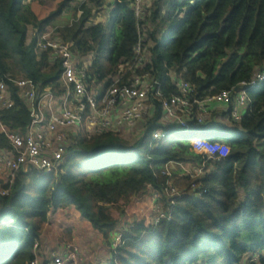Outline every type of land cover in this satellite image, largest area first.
I'll return each instance as SVG.
<instances>
[{
  "label": "trees",
  "instance_id": "trees-1",
  "mask_svg": "<svg viewBox=\"0 0 264 264\" xmlns=\"http://www.w3.org/2000/svg\"><path fill=\"white\" fill-rule=\"evenodd\" d=\"M74 1L0 0V74L60 91L61 65L51 64L48 52L38 61L28 42L31 29H54L57 39L74 41L81 55L95 51L91 73L101 79L135 57L139 34L129 0L115 1L106 25L91 26H86L89 8L73 22L75 9L64 17ZM143 25L147 69L163 81L167 94L177 93L173 78L195 85L204 98L264 70V0H154ZM15 96L16 106L0 115L11 129L24 131L30 110L17 90ZM249 97L251 110L230 124L224 122L226 109L212 104L209 129L228 125L235 136L206 134L207 128L203 136L227 145L230 153L208 161L212 169L200 180L207 192L200 197L191 192L193 180L177 178L181 169H173L185 195L174 204L164 198L171 219L157 225L149 215L130 228L121 221L148 184L165 186L168 163L202 164L192 135L170 132L152 140L149 128L131 138L117 132L74 137L57 170L22 173L11 194L0 195V264H30L39 239L73 241V229L57 217L66 211L87 220L110 244L109 264H240L248 252L264 264V82ZM7 146L0 133V149ZM121 227L124 242L114 249L111 241Z\"/></svg>",
  "mask_w": 264,
  "mask_h": 264
},
{
  "label": "built area",
  "instance_id": "built-area-1",
  "mask_svg": "<svg viewBox=\"0 0 264 264\" xmlns=\"http://www.w3.org/2000/svg\"><path fill=\"white\" fill-rule=\"evenodd\" d=\"M31 1L23 0V3ZM105 1L75 0L72 8L63 12V15L68 16L75 9L77 18H71L70 22H73L89 8L92 13L86 26L106 25L111 12L106 11L108 5ZM111 1L115 3L116 0ZM129 1L137 19L139 40L135 57L122 63L117 74L108 79L92 74L96 52L81 55L74 41L66 43L57 39L54 29L45 32L31 29L28 42L34 44L38 61L48 52L50 63L58 62L61 65L59 92L53 86L41 87L33 79L18 78L11 73L0 74V112L16 106V90L30 110V122L24 131L11 129L0 115V133L8 140V146L0 149L1 196L12 193L22 173L38 171L49 174L57 170L68 156L73 138L82 132L88 135L117 132L136 136L149 128H152V140L164 139L170 132L192 135L191 146L203 158V162L200 165L168 163L162 172L168 177L165 186L157 188L148 184L145 192L137 197L139 203L141 196L147 194L149 203L147 210L139 207V214L149 215L153 225L163 219H171L164 209V198L174 204L185 195L175 184L173 169L177 167L181 169L178 177L187 176L193 180L190 189L196 197L207 192L200 180L212 169L207 167L208 161L226 158L230 153L227 145L203 136L206 128L214 126V123L209 122L214 111L211 106L218 103L226 109L224 122H240L243 115L251 110L249 90L264 82V70L257 71L250 80L236 87L204 98L199 96L195 85L173 78L177 93L167 94L163 81L152 68L147 69L143 21L151 15L154 0ZM158 114V119L154 121ZM137 219L140 218L127 217L122 227H133ZM122 227L114 233L111 241L114 249L124 242ZM30 264L90 263L86 252L75 240L53 244L43 238L35 241Z\"/></svg>",
  "mask_w": 264,
  "mask_h": 264
},
{
  "label": "rangeland",
  "instance_id": "rangeland-1",
  "mask_svg": "<svg viewBox=\"0 0 264 264\" xmlns=\"http://www.w3.org/2000/svg\"><path fill=\"white\" fill-rule=\"evenodd\" d=\"M106 4L108 5V8L106 9V11L108 12H112L113 8H114V3L111 0H106L105 1ZM64 17H68V16H64ZM108 19V13H106V20ZM244 110H247L244 108ZM226 123L230 124L231 122H229L228 120H225ZM231 130V127L228 125H219L217 128H215L214 130L212 129H207L206 130V134H211V133H216V134H229L231 136H235V133H233ZM213 131V132H212ZM198 134H201V132H198ZM123 136L126 137H133V136H129L126 133H122ZM185 167H187L186 165H184ZM190 167V166H189ZM179 168V167H177ZM182 177V176H181ZM177 178H180L177 176ZM139 197V196H138ZM137 197L135 198V202L132 206V208L128 211L127 215H124L122 217V221H121V226H123L125 219L127 217L129 218H142L143 215L139 214V207L144 208V210H147L149 208V203H148V199H147V194H144L143 196H141L139 203H137L136 201ZM57 217H60V221L66 225V227H72L75 230H77V234L79 236V239L85 240L86 241V245H90L89 248L94 249L98 254L102 255L104 259V263L109 264L110 262V256H111V246L110 244L106 243L103 239L100 238L99 234H97V232H95L91 225L89 224V222L87 220L82 219L80 216H78L77 214H75L72 211H66L64 213L59 214ZM88 232H93L95 233L94 235H91L89 237V239L87 238V234ZM59 239V238H58ZM57 243V241H56ZM88 245V246H89ZM258 257L260 255H257ZM90 257V256H89ZM258 257H253V254L251 252H248L244 255L242 261L240 262V264H260L259 262V258ZM90 264H100L98 261L96 260H89Z\"/></svg>",
  "mask_w": 264,
  "mask_h": 264
},
{
  "label": "crops",
  "instance_id": "crops-1",
  "mask_svg": "<svg viewBox=\"0 0 264 264\" xmlns=\"http://www.w3.org/2000/svg\"><path fill=\"white\" fill-rule=\"evenodd\" d=\"M69 228H72V227H70L69 226ZM73 229V231H74V236H73V240H75L76 242H78L79 244H80V246L84 249V251L86 252V254H87V256H88V259L89 260H96V261H98L99 263H104V259L103 258H105V257H103L102 255H100V254H98L94 249H91V248H89L90 247V245L88 246V245H86L87 243H86V241L85 240H82V239H79V236H78V234H77V230H75L74 228H72ZM95 232H97L94 228H92ZM87 234V238L89 239V237L91 236V235H94L95 233H91V232H88V233H86ZM97 234H99L98 232H97ZM100 236V235H99ZM90 256V257H89Z\"/></svg>",
  "mask_w": 264,
  "mask_h": 264
}]
</instances>
